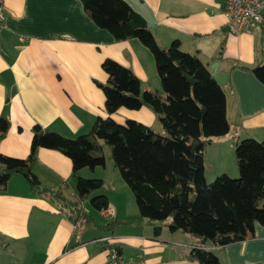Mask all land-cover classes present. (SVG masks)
<instances>
[{
	"label": "crops",
	"instance_id": "obj_1",
	"mask_svg": "<svg viewBox=\"0 0 264 264\" xmlns=\"http://www.w3.org/2000/svg\"><path fill=\"white\" fill-rule=\"evenodd\" d=\"M125 1L144 17L160 46L178 40L181 49L198 56L214 77L226 73L231 130L207 146L205 177L208 182L222 174L238 177L235 144L247 138L264 141V82L252 71L264 66V29L229 33L224 0ZM3 4L0 117L11 122L0 141L3 155L26 158L36 124L75 138L88 133L98 117H111L119 124L135 120L164 134L156 114L145 104L138 110L121 107L110 115L97 84L108 82L102 64L112 59L134 73L142 94L153 91L165 96L154 57L144 44L137 39L116 41L94 23L81 0H3ZM213 64H217L214 72ZM104 144L105 166L83 168L77 176L103 179L104 187L92 196L105 194L113 216H104L86 199L82 207L94 220L81 226L49 196L36 193L25 178L14 174L0 191V264H105L108 251L99 240L105 236L130 264H198L188 259L197 244L194 236L166 226L156 237L153 226L139 218L135 196L118 169L111 167L110 149ZM32 169L43 187L61 191L67 202L76 201L77 176L66 155L42 148ZM112 222L114 227L105 231L103 227ZM206 247L221 264H264V226L255 225L253 238Z\"/></svg>",
	"mask_w": 264,
	"mask_h": 264
},
{
	"label": "trees",
	"instance_id": "obj_2",
	"mask_svg": "<svg viewBox=\"0 0 264 264\" xmlns=\"http://www.w3.org/2000/svg\"><path fill=\"white\" fill-rule=\"evenodd\" d=\"M94 23L116 41L137 39L152 53L165 96L153 91L142 94L134 73L112 59L102 68L109 77L97 83L106 98L111 115L119 108L138 110L144 104L156 114L164 134L135 120L125 124L111 117H98L91 130L75 138L65 137L36 124L29 155L14 158L0 152V191L14 174L25 178L36 193L49 196L61 210H67L74 223H93L82 203L90 199L98 211L108 208L105 194H92L104 187L100 178L77 176L83 168L104 167L102 142L123 180L133 192L139 218L153 226L156 237L164 227L191 234L197 244L188 259L198 264H221L206 247H216L255 237V225L264 226V141L247 138L235 144L239 175L205 177L204 155L214 138L228 136L225 85L218 83L198 56L184 52L178 40L163 49L157 43L144 17L125 0H81ZM264 82V66L252 69ZM186 75L195 80L192 85ZM203 110L206 112L203 113ZM10 119L0 117V141L10 129ZM61 152L72 161L76 201H65L61 191L43 187L33 172L40 149ZM116 223L103 227L111 230Z\"/></svg>",
	"mask_w": 264,
	"mask_h": 264
},
{
	"label": "built area",
	"instance_id": "obj_3",
	"mask_svg": "<svg viewBox=\"0 0 264 264\" xmlns=\"http://www.w3.org/2000/svg\"><path fill=\"white\" fill-rule=\"evenodd\" d=\"M224 12L227 16V29L231 34L239 33L254 27L264 29V0H224ZM6 21V10L3 0H0V31ZM106 217L113 216V210L107 208L101 211ZM105 243L108 259L105 264H130L125 260L118 247L111 243V237L99 239Z\"/></svg>",
	"mask_w": 264,
	"mask_h": 264
},
{
	"label": "water",
	"instance_id": "obj_4",
	"mask_svg": "<svg viewBox=\"0 0 264 264\" xmlns=\"http://www.w3.org/2000/svg\"><path fill=\"white\" fill-rule=\"evenodd\" d=\"M161 48L163 49L164 47L161 46ZM216 67H217V64H213L211 66V70L214 72L216 70ZM186 78L190 84L194 85L196 83L195 80L193 78H191L190 76L186 75ZM215 78L220 85L224 86L226 84L227 76H226L225 72H220V73L216 74ZM205 112L206 111L203 110V113H205Z\"/></svg>",
	"mask_w": 264,
	"mask_h": 264
},
{
	"label": "rangeland",
	"instance_id": "obj_5",
	"mask_svg": "<svg viewBox=\"0 0 264 264\" xmlns=\"http://www.w3.org/2000/svg\"><path fill=\"white\" fill-rule=\"evenodd\" d=\"M161 81V80H160ZM161 87H162V84H161ZM161 89V88H160ZM163 90V89H162ZM105 145V144H104ZM105 147H107V145H105ZM105 149V148H104ZM110 158H108V161L111 163V167H114V168H116L115 167V163H114V161H113V159H112V157H111V155L109 156ZM106 158V157H105ZM102 169H107V168H102ZM117 169V168H116ZM108 170V169H107ZM99 171H100V174L102 175V176H105V173L102 171V170H100V168H99ZM109 171V170H108ZM116 171H118L117 173H120L119 172V170H116ZM100 175V176H101ZM112 174H109L108 173V176L109 177H112L111 176ZM16 176V175H15ZM121 176V175H120ZM231 176V175H230ZM16 177H20V175H18V176H16ZM122 177V176H121ZM232 177V176H231ZM234 178H236V177H234ZM216 178H214L211 182H213L214 180H215ZM210 183V182H209ZM90 227V226H89Z\"/></svg>",
	"mask_w": 264,
	"mask_h": 264
}]
</instances>
